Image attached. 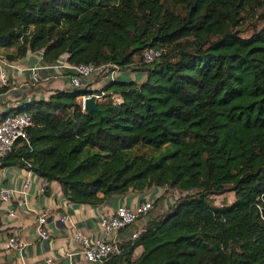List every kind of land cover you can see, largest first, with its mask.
<instances>
[{
	"label": "trees",
	"instance_id": "16d2710c",
	"mask_svg": "<svg viewBox=\"0 0 264 264\" xmlns=\"http://www.w3.org/2000/svg\"><path fill=\"white\" fill-rule=\"evenodd\" d=\"M258 6L264 0H0L8 59L38 52L48 63L145 73L54 88L4 110L0 119L25 110L32 124L0 168L55 181L75 203L155 186L182 192L104 264H264V24L248 36L239 29ZM150 46L164 51L144 62ZM91 92H104L98 111L79 102ZM226 191L229 202L209 197Z\"/></svg>",
	"mask_w": 264,
	"mask_h": 264
},
{
	"label": "crops",
	"instance_id": "0c3cea01",
	"mask_svg": "<svg viewBox=\"0 0 264 264\" xmlns=\"http://www.w3.org/2000/svg\"><path fill=\"white\" fill-rule=\"evenodd\" d=\"M6 52L0 49V57L10 62L6 65L9 83L6 88L0 89V113L16 106L22 100L46 97L54 88L70 87L67 73L59 78L42 80L37 85H32L26 67L41 62L40 54L28 52L22 58L10 60L6 57ZM128 75V72L123 70L118 78L127 79ZM84 83L92 89L103 86L98 76L89 77ZM26 178H29V185L21 194L25 199L23 204H16L14 197L7 201L0 200V264H47V257L54 258L60 264H70L71 261L77 264H99L85 260L82 254L78 253L79 245L73 239L74 231L80 229L91 237L108 238L100 229V215L114 211L120 204L134 205L147 198L141 191H130L124 195L109 196L98 204L75 203L67 199L59 183L55 181L49 183L46 192H39L41 178L31 170L19 166L0 168V188L22 189ZM170 191L163 192L162 200L168 197L166 194L172 193ZM44 207L49 208L45 222L50 235L48 238H42L36 230L38 213ZM8 209H14L15 216H9ZM64 215L68 218L63 219ZM149 218V214L142 215L136 223L120 229L116 241L122 243L130 239L132 232L145 225ZM10 236L20 237L23 245L7 246ZM138 250L140 251V248Z\"/></svg>",
	"mask_w": 264,
	"mask_h": 264
},
{
	"label": "built area",
	"instance_id": "2783aa9c",
	"mask_svg": "<svg viewBox=\"0 0 264 264\" xmlns=\"http://www.w3.org/2000/svg\"><path fill=\"white\" fill-rule=\"evenodd\" d=\"M162 47L150 46L147 47L142 53V59L144 62H150L154 58L160 56L163 53ZM10 62L0 57V83L1 85H7L9 83V77L6 71V65ZM27 70L29 72V81L32 85H37L42 80H48L50 78H59L64 73L69 76L70 87H81L86 85L84 80L89 77L98 76L100 78H107L108 81L118 78V73L123 70L131 68L121 69L120 65L114 62H105L96 64L94 62H81L78 64L68 63L64 60H57L55 62H45L42 60L39 63L28 65ZM132 72V71H131ZM104 92L97 93L91 92L82 94L79 96V102L83 107L84 100L91 94L95 95V98H100ZM111 97L115 101H119L120 97L117 94L112 93ZM32 124V116L28 111L22 110L14 113H7L0 119V157L10 151L16 140L27 138V127ZM41 181L38 186L39 192H46L49 185V181L43 177H40ZM29 185V178H26L23 182L22 189L12 188H0V200L7 201L14 197L16 204H23L25 199L21 196L25 192V189ZM160 194L167 191L165 186H159ZM172 193L181 191L177 189H169ZM179 194V195H180ZM153 206L152 198H143L134 205L120 204L114 211L110 213H102L99 217L100 229L108 238L91 237L84 231L77 229L73 233L74 241L79 245L78 253L82 254L85 260L91 262H97L104 264L113 254L120 252V243L116 241L117 233L120 229L132 225L139 220L142 215H146ZM49 208L44 207L38 213L36 230L39 236L42 238H48L49 232L45 227L47 212ZM7 214L9 216H15L14 209H8ZM66 215L63 219H67ZM144 225L135 229L131 238L136 237L143 229ZM23 241L18 236H10L7 239V246H22ZM47 264H60L52 257L45 259ZM70 264H77L75 261H71Z\"/></svg>",
	"mask_w": 264,
	"mask_h": 264
},
{
	"label": "rangeland",
	"instance_id": "374dc122",
	"mask_svg": "<svg viewBox=\"0 0 264 264\" xmlns=\"http://www.w3.org/2000/svg\"><path fill=\"white\" fill-rule=\"evenodd\" d=\"M252 9L249 10V12H243V18L241 20L239 29H240V34L243 36H248L250 35L254 30L260 28L264 24V6H258L255 8V12L251 11ZM14 47H0V49H4L7 52L13 50ZM34 58V57H33ZM128 72L127 79H135L137 81H142L145 78V73L143 71L139 70H130L127 69L125 70ZM132 71V72H131ZM121 73V72H120ZM118 73V76L120 75ZM102 81V85H104L108 79L107 78H100ZM139 150H148L147 147H140ZM160 188L159 187H153L151 189L141 191L146 197L149 198H154L158 194H160ZM139 192V191H138ZM171 192V191H170ZM180 192H178L179 196ZM168 197H165L164 200H161L162 202L160 204H157L155 207H152V209L149 211L150 213L149 216L152 217L159 213L160 211H163L166 209L175 199L177 193H169L166 194ZM170 195V196H169ZM170 197V198H169ZM215 204H220L222 203L223 199H226V201H231L234 198V193L233 191H226L221 194H211L209 196Z\"/></svg>",
	"mask_w": 264,
	"mask_h": 264
},
{
	"label": "water",
	"instance_id": "95a60500",
	"mask_svg": "<svg viewBox=\"0 0 264 264\" xmlns=\"http://www.w3.org/2000/svg\"><path fill=\"white\" fill-rule=\"evenodd\" d=\"M83 109L86 111H98V107L96 105V98L94 94H91L89 97H87L83 102ZM9 110H7L8 112Z\"/></svg>",
	"mask_w": 264,
	"mask_h": 264
}]
</instances>
